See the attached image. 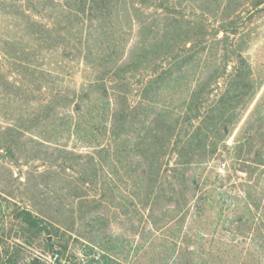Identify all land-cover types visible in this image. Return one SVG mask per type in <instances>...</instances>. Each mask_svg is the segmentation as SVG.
Instances as JSON below:
<instances>
[{"label": "trees", "instance_id": "1", "mask_svg": "<svg viewBox=\"0 0 264 264\" xmlns=\"http://www.w3.org/2000/svg\"><path fill=\"white\" fill-rule=\"evenodd\" d=\"M202 3L0 0V104L11 122L0 149L15 155L28 136L47 165L34 210L15 218L58 254L31 264H264V95L227 144L263 83L237 53L245 21L225 9L209 33L187 20ZM249 3L257 11L264 0ZM207 59L213 72L187 86L179 110L159 109L153 95L182 89L189 64ZM224 153L232 165L216 170ZM103 206L127 218L129 235L77 233L76 207L99 233L111 225ZM67 233L81 249L61 241Z\"/></svg>", "mask_w": 264, "mask_h": 264}, {"label": "rangeland", "instance_id": "2", "mask_svg": "<svg viewBox=\"0 0 264 264\" xmlns=\"http://www.w3.org/2000/svg\"><path fill=\"white\" fill-rule=\"evenodd\" d=\"M202 4L204 9H199L196 6L186 9V12L191 15L187 17V20L191 19L193 22L200 21L207 24L209 33L219 24L221 18L224 16L225 9L228 14L231 13L230 15L234 13L238 14L241 22L245 21V28L238 37L234 38L236 48L238 49L237 53L242 54L250 63L257 82L263 83L262 87L257 89L254 99L249 105L248 111L242 121L239 123L238 128L228 139L227 144L233 146L238 137V130L245 124L249 113L264 95V5L256 11L250 5L249 0H204ZM218 50L220 55L221 51L220 49ZM216 61H218V58ZM216 61L207 59L204 60L201 66L189 64L190 71H188V74H190L187 77L188 83L184 82L183 84L185 85H183L182 89H176L175 83H172L169 88L159 89L156 92L157 94L152 97L156 103H160L159 109L168 112L171 111V108L179 110L180 104L189 96L187 86L192 84V90L197 86V81H201L211 75ZM234 62L232 66H239L240 62L237 59ZM220 87L223 90L226 88V83H224L223 79L220 80ZM2 108L0 104V126L5 128L11 122H4V111ZM26 138H23V141L16 145L14 149L15 155L5 149V147L0 149V264H11L15 259H17L15 264H31L36 257L49 260L51 256L50 253L44 251L45 244L43 239L35 238L27 230V227L15 218V214L19 209L28 208L34 210L35 189L33 186L36 182L35 176L37 172H43L47 168L46 163H43L42 159L35 158L38 147L30 142L28 136ZM52 148H49V152H52ZM41 150L42 152L40 151L39 154L41 157H44L45 149L41 148ZM226 155L224 153L218 161L212 162L216 170L218 166H222L223 164H226L227 168L231 167L232 160ZM73 174L76 176L75 173ZM93 193V191H90V195ZM87 209L89 207H86ZM113 210V207L107 209L103 206L98 211L109 215V223L111 224L102 226L103 228L99 233L96 230V225H92L90 222L89 215L83 219H79L78 215L81 212L76 207L75 230L78 234H84L94 241L105 236V234L118 233L126 237L129 235L128 224H126L127 218L125 216H121V218L115 217ZM76 238L75 234L67 233L62 237L61 241L70 240V250L76 251L77 249H81V245L75 241ZM81 242L85 243L83 240ZM72 251H69L67 255Z\"/></svg>", "mask_w": 264, "mask_h": 264}, {"label": "built area", "instance_id": "3", "mask_svg": "<svg viewBox=\"0 0 264 264\" xmlns=\"http://www.w3.org/2000/svg\"><path fill=\"white\" fill-rule=\"evenodd\" d=\"M58 258V254H54V256L53 257H50V261L51 262H54L56 259Z\"/></svg>", "mask_w": 264, "mask_h": 264}]
</instances>
